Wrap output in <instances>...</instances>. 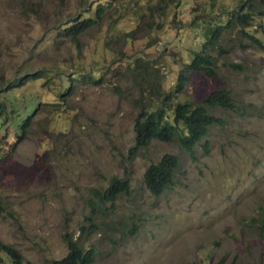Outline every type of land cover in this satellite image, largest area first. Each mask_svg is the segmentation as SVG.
Returning a JSON list of instances; mask_svg holds the SVG:
<instances>
[{
    "label": "rangeland",
    "instance_id": "1",
    "mask_svg": "<svg viewBox=\"0 0 264 264\" xmlns=\"http://www.w3.org/2000/svg\"><path fill=\"white\" fill-rule=\"evenodd\" d=\"M238 1L216 0L213 11ZM99 2L0 0V85L48 67L71 73L81 66L104 76L99 85L77 83L62 105L54 104L56 77L31 81L26 92L17 85L15 98L31 93L47 104L15 149L18 130H0V240L18 250L22 264L61 258L66 233L95 249L97 264H264L257 215L264 211V52L227 33L214 53L215 75L191 72L175 96L203 101L225 88L242 108L210 109L222 123L209 128L208 151L198 145L191 154L176 138L131 150L139 108L174 91L200 48L191 19L210 0H181L162 15L156 0H122L81 36L79 49L58 37L61 22L87 8L93 13ZM165 153L177 155L180 166L155 196L143 173ZM112 176L127 178L129 193L95 207L92 197ZM0 264H13L4 251Z\"/></svg>",
    "mask_w": 264,
    "mask_h": 264
},
{
    "label": "trees",
    "instance_id": "2",
    "mask_svg": "<svg viewBox=\"0 0 264 264\" xmlns=\"http://www.w3.org/2000/svg\"><path fill=\"white\" fill-rule=\"evenodd\" d=\"M121 1L102 0L96 5L93 13L89 10L91 7L87 8L84 14L66 19L56 28L58 37L62 40H68L75 49H79L81 36L99 24L106 10ZM180 3L181 0H156L155 8L157 13L162 15L170 9L173 11L174 7H178ZM215 5L216 0H210L209 3L194 8L195 13L191 19V26L198 33L200 32L201 46L193 52L191 60L186 62L181 69L175 90L169 93H160V99L155 106L139 108V112L134 118V145L131 150L145 147L154 138L161 141H170L176 138L180 146L191 154L198 145H202L204 151H208L209 142L206 136L209 128L214 124L222 123V120L212 114L210 109L219 107L224 110L242 111V108L237 106L231 92L225 88L212 92L203 101L175 100L174 102L177 93H182L183 85L191 72L200 71L208 76L215 75L216 57L214 53L225 34L238 33L239 38L247 40L246 43L242 44L243 48H248L249 41L252 48L255 47L264 52V0H239L230 9L226 7L224 10L220 9L214 12ZM255 17L261 18L262 21L254 22ZM251 26L260 33V36L248 30ZM132 63H136V61H130L127 64L129 69ZM232 66L234 67V64ZM101 68L97 66L96 71ZM94 71L95 69L85 70L81 66L71 73L54 70L52 67L40 68L37 73H27L25 76H20L18 81L9 80L6 86L0 85V130H5L10 126H14L18 130L17 138L11 146V150L15 149L16 145L25 138L35 111L40 105L47 104L42 102L38 95L31 93L28 97L23 93L24 97L15 98L14 95L22 92L16 87L22 86L23 92H26L24 90L30 89L31 81L46 76L47 79L43 83L45 85L56 77L60 84L59 90L55 93L59 102L54 104L62 105L73 95L77 83L99 85L104 81L103 74H100V71L98 73ZM18 84L19 86H17ZM179 166L180 161L177 155L163 154L157 162L151 163L145 168L143 181L146 188L152 195L163 194L173 182ZM129 189L130 183L127 178L112 176L108 183L100 190H96V194L92 197L95 207L104 202L115 203L120 196L128 194ZM1 209L0 205V211ZM257 215L258 219L262 218L263 221L258 234L264 239V211L259 210ZM89 220L92 222V219ZM136 231L137 228L134 226L130 233L134 234ZM63 238L68 251L61 258L53 260L52 264H97L95 262V249L84 247L76 237H71L69 233L64 234ZM0 251L9 255L12 263H22V256L18 250L1 240Z\"/></svg>",
    "mask_w": 264,
    "mask_h": 264
},
{
    "label": "clouds",
    "instance_id": "3",
    "mask_svg": "<svg viewBox=\"0 0 264 264\" xmlns=\"http://www.w3.org/2000/svg\"><path fill=\"white\" fill-rule=\"evenodd\" d=\"M183 149V148H182ZM125 179V178H124ZM146 186V185H145ZM14 264V263H13ZM22 264V263H21Z\"/></svg>",
    "mask_w": 264,
    "mask_h": 264
}]
</instances>
